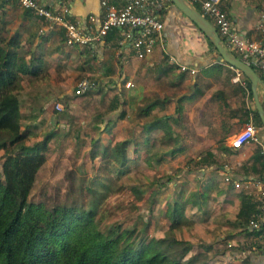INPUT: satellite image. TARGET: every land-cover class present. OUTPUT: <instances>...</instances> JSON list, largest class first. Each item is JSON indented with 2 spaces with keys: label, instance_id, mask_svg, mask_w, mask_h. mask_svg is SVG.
Instances as JSON below:
<instances>
[{
  "label": "rangeland",
  "instance_id": "374dc122",
  "mask_svg": "<svg viewBox=\"0 0 264 264\" xmlns=\"http://www.w3.org/2000/svg\"><path fill=\"white\" fill-rule=\"evenodd\" d=\"M25 18L15 1L0 0V33L7 36L17 30L21 38L29 37L22 21ZM218 68L211 64L207 69ZM169 69L165 76L156 70L160 78L120 79L118 104L112 99L116 94L112 89L118 91V86H100L95 95L73 96L75 76L60 79L54 72L23 75L17 92L20 127L27 130L23 141L31 144L48 136L40 149L43 159L35 170L28 198L48 207L99 206L103 221L133 224L137 230L144 228L147 235L172 233L190 242L186 254L195 257L196 264H256L244 261L250 246L246 244V232L235 222L234 195L229 192L242 188L228 189L223 179L228 166L246 171L242 166L246 159L236 157L223 141L225 131L237 130L241 122H195L196 104L204 97L197 92L211 87L204 82L198 84L199 79L190 77L184 69H180L186 73L180 79L173 64ZM205 72L202 69L200 73ZM242 78L246 84L243 74ZM126 80L130 81L128 85H124ZM50 81L58 84L49 86ZM60 93L67 94L66 99ZM179 95V110L172 114ZM153 97L168 98L140 112L139 106ZM210 97L211 101L217 98L216 90L211 89ZM121 109L124 115L120 118L117 115ZM210 112L208 116L224 114L221 105ZM164 113L170 115L166 123L173 135H168L163 125L146 132L144 124ZM122 138L128 139L125 153L129 158L117 169L120 165L113 157V143ZM3 139L0 136V142ZM10 148L11 144L0 145V171ZM206 150L211 155L207 156ZM202 157V161L197 159ZM174 201L182 204L187 220L170 229L164 208Z\"/></svg>",
  "mask_w": 264,
  "mask_h": 264
},
{
  "label": "trees",
  "instance_id": "16d2710c",
  "mask_svg": "<svg viewBox=\"0 0 264 264\" xmlns=\"http://www.w3.org/2000/svg\"><path fill=\"white\" fill-rule=\"evenodd\" d=\"M30 14L29 8H21L22 16ZM211 47L216 52L214 46ZM246 61L255 68L252 59ZM41 72V54L27 46L17 30L7 36L0 33V136L5 137L0 145L11 144L1 161L0 171V264H196V258L186 254L191 249L190 242L172 233L147 235L144 228L137 230L133 224L103 221V210L99 206L64 204L48 207L41 201L28 198L35 170L43 159L40 149L45 146L48 136L31 144L23 141L27 130L20 127L17 92L23 75L36 76ZM183 75L182 70L177 74L180 79ZM245 81L251 94L247 77ZM87 91L88 87L81 93ZM113 96L114 102L120 103L118 95ZM180 96L174 100L172 114L179 110ZM166 98H150L138 110L144 112ZM252 112L263 131L254 106ZM123 115L121 109L117 116L121 118ZM169 116L164 113L146 122V132L163 125L169 131L168 135H173L166 123ZM127 141L122 138L113 143V157L120 165L117 169H121L129 158L125 153ZM206 151L207 156L211 155L210 150ZM197 159L202 161L204 158ZM251 159L259 175L264 170V155L259 148L252 152ZM242 166L246 169V165ZM227 186L233 190L229 184ZM229 192L234 195L235 222L247 233L260 234L262 227L248 229L245 225L255 211L253 194L245 189ZM181 206L176 201L165 206L164 213L169 219L167 228L187 220ZM244 261L253 260L247 256ZM253 262L260 264L263 261L258 258Z\"/></svg>",
  "mask_w": 264,
  "mask_h": 264
},
{
  "label": "crops",
  "instance_id": "0c3cea01",
  "mask_svg": "<svg viewBox=\"0 0 264 264\" xmlns=\"http://www.w3.org/2000/svg\"><path fill=\"white\" fill-rule=\"evenodd\" d=\"M40 1L52 9L66 6V16L77 21L80 26L84 27V30H91L92 32L95 30L104 9L100 0ZM124 1L106 0L108 4L113 5H119ZM217 1L240 34L264 42V27L256 25L260 14L264 11V0ZM190 2L195 7V3L199 6L198 0H190ZM21 8L23 7L21 6ZM24 17L28 18L22 19L24 27L29 29V37L24 39L26 45L34 48L42 57L43 72L39 74L48 73V75H52L54 72L55 76H59L60 79L64 76L67 78L69 75L77 78L87 77L92 80L88 86V91L85 92L88 95H95L100 86H103L102 89L107 86H118V91L116 88L112 89V92L120 96L122 95L121 89L119 90L120 79L160 78L158 72L155 71L158 70L160 76H165L169 72V65L171 64L177 69V73L181 71L179 64L194 68L193 72H189L187 69L183 71L188 72L190 77L199 79L198 84L204 82L211 87L210 90L202 89V91L197 92L200 94L199 97H204L200 98L199 103L195 100L198 104H196L194 121L241 122L239 123V127H241L242 122L250 120L257 127L256 140L248 139L240 146L232 147L228 142L231 133L234 131L229 128V131L226 130L225 135H223V141L227 148L233 153L236 152L237 154H234L236 157L240 156L242 159H246V163H244L246 171L234 170L229 168L230 166L226 167L225 170L236 177L258 175L257 166L254 167L255 163L252 162L251 155L256 148H259L264 155V131H261L252 112L253 102L247 84L233 78L236 73L234 67L223 60L216 59V52L208 44L204 34L172 2L164 0V5L160 11V17L163 20L160 32L162 39L155 41L151 50L141 56L136 55L130 45V37L133 32L131 28L113 26L108 28L99 38H92L83 44H67L64 42L63 28L60 24L47 21L32 11L29 16ZM30 21L31 25H29ZM126 32L129 34L126 35ZM211 64L219 65V68L209 71L207 68ZM256 68L255 70L258 72ZM202 69L206 72L200 73ZM214 76H218V78ZM238 76L241 78L242 73L240 72ZM47 84L55 87L58 83L50 81ZM216 84L218 87L213 88ZM211 89L216 90L217 97L212 101ZM257 93L264 109V86L262 84L257 85ZM59 95L65 96V99L67 97V94L60 93ZM76 95L81 96L76 93L73 96ZM112 97V99L115 98ZM53 99L58 98L54 97ZM65 99L63 98V100ZM240 102L244 104L238 108ZM220 105L224 111L223 115L210 114L208 116L209 111H211L210 113L215 112V107ZM52 109L54 108L52 107ZM191 119L192 117L189 115L188 120ZM247 190L249 189L246 188ZM261 227L262 232L258 235L246 232V244L248 246L256 244L258 238H263L264 224ZM261 256V261L264 262V251ZM258 257L248 256L253 261Z\"/></svg>",
  "mask_w": 264,
  "mask_h": 264
},
{
  "label": "built area",
  "instance_id": "2783aa9c",
  "mask_svg": "<svg viewBox=\"0 0 264 264\" xmlns=\"http://www.w3.org/2000/svg\"><path fill=\"white\" fill-rule=\"evenodd\" d=\"M14 1L22 7L29 8L33 13L42 16L47 21L60 24L63 28L64 42L67 44H83L92 38H99L110 27L125 26L133 30L130 45L134 53L141 56L151 50L155 41L162 39L160 32L163 20L160 17V10L164 5V0H125L119 5L108 4L106 0H100L104 9L93 32L84 30V27L80 26L77 21L68 18L66 6L52 9L40 0ZM198 2L200 12L209 17L222 42L229 46V49L239 52L243 59H252L260 77L264 80V42L240 34L217 0H198ZM256 25L264 27V11L260 14ZM87 28L89 29V26ZM128 34L126 32V35ZM179 68L187 69L189 72L194 71V68L185 64H179ZM238 74L239 72L236 70L233 78L244 83V79L239 78ZM129 82V80L124 81V85H128ZM91 83L92 80L89 78L79 77L72 86L73 92L81 93ZM56 106H59L58 102H56ZM248 139H257V127L250 120L243 122L241 127L231 133L228 144L232 147H238ZM223 179L230 186L245 190L247 188L249 189L247 191L253 194L256 200L255 211L245 225L248 229L260 228L264 224V170L253 177H236L226 172ZM263 251L264 236L256 244L250 245L245 255L258 257L262 255Z\"/></svg>",
  "mask_w": 264,
  "mask_h": 264
},
{
  "label": "water",
  "instance_id": "95a60500",
  "mask_svg": "<svg viewBox=\"0 0 264 264\" xmlns=\"http://www.w3.org/2000/svg\"><path fill=\"white\" fill-rule=\"evenodd\" d=\"M187 18H189L196 27L206 36L210 45L214 46L216 50L215 57L218 60H223L229 65L239 69L242 74L249 80V88L253 106L261 120V127L264 131V109L259 101L257 93V85L264 81L246 60L235 55L229 48H227L218 35L214 25L209 19L203 15L189 0H170Z\"/></svg>",
  "mask_w": 264,
  "mask_h": 264
}]
</instances>
